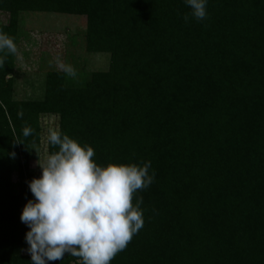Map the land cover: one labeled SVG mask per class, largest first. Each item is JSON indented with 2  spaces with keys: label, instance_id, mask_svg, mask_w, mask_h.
Listing matches in <instances>:
<instances>
[{
  "label": "trees",
  "instance_id": "trees-1",
  "mask_svg": "<svg viewBox=\"0 0 264 264\" xmlns=\"http://www.w3.org/2000/svg\"><path fill=\"white\" fill-rule=\"evenodd\" d=\"M188 12L184 0H0L16 45L23 14H63L85 18L87 53L109 56L106 71H48L40 99H16L15 54L0 67V264H31L19 216L35 161L56 150L43 117L100 165L151 161L133 198L144 226L110 264H264V0Z\"/></svg>",
  "mask_w": 264,
  "mask_h": 264
},
{
  "label": "clouds",
  "instance_id": "clouds-1",
  "mask_svg": "<svg viewBox=\"0 0 264 264\" xmlns=\"http://www.w3.org/2000/svg\"><path fill=\"white\" fill-rule=\"evenodd\" d=\"M184 4L189 8L183 16L186 23L207 18L208 0ZM17 51L14 38L0 30V67ZM56 62L67 76L77 77L70 63ZM22 133L28 137L33 129L25 127ZM46 140L56 150L38 163L41 175L27 181L33 199L19 216L28 228L24 239L31 264L62 261L66 254L81 264H110L144 226L143 199L133 198L154 181L151 161L100 165L93 159V147L58 128L48 129Z\"/></svg>",
  "mask_w": 264,
  "mask_h": 264
},
{
  "label": "rangeland",
  "instance_id": "rangeland-1",
  "mask_svg": "<svg viewBox=\"0 0 264 264\" xmlns=\"http://www.w3.org/2000/svg\"><path fill=\"white\" fill-rule=\"evenodd\" d=\"M85 18L63 14L26 13L21 16L14 72L16 99H40L43 95L45 74L61 70L57 58L70 63L77 73L106 71L108 54H89L84 47ZM48 129L56 127L57 119L43 117ZM45 153L41 151L35 166L41 171Z\"/></svg>",
  "mask_w": 264,
  "mask_h": 264
}]
</instances>
